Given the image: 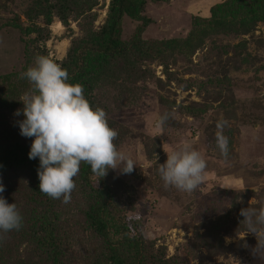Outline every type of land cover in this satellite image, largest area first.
I'll return each instance as SVG.
<instances>
[{"label": "rangeland", "instance_id": "rangeland-1", "mask_svg": "<svg viewBox=\"0 0 264 264\" xmlns=\"http://www.w3.org/2000/svg\"><path fill=\"white\" fill-rule=\"evenodd\" d=\"M71 1L49 0L53 7L47 22L45 13H32L27 19L32 0H0V97L19 98L18 108L0 113V129L19 128L23 117L15 112L22 109L20 99L30 89L20 73L32 65L35 56L45 55L60 65L72 40L88 42L104 25L110 0ZM223 1L147 0L141 11L148 20L142 37L153 43L182 39L194 17L209 16L210 7ZM137 24L141 22L123 17V40L132 37ZM140 65L141 72L115 82L110 78L113 84L101 85L98 93L101 102H108L105 113L117 132V150L136 163L131 173L109 169L105 175L115 195L117 206L112 210L121 211L143 240L163 247L166 257H183L188 247L199 245L197 235L207 230L210 221L223 215L234 217L236 206L254 207L264 201V21L246 34L205 37L190 55L173 54L163 64L145 61ZM188 108L201 112L191 115ZM164 112L170 118L158 129L154 120ZM219 120L227 122L226 160L215 147ZM21 139L31 144L32 138ZM184 141L207 162L204 181L192 193L165 188L156 171L157 164L166 160V152ZM78 176L61 218L82 201L83 181ZM0 183L4 185L0 195L15 203L23 218L19 230L0 233V264H45L35 254L27 258L23 252L34 244L31 226L42 207L40 195L28 188L29 177L21 168L0 174ZM223 230L219 231L220 245H200L187 264H260L251 254L254 234L238 239L243 230ZM63 232L65 259L79 264L82 250L93 240L89 234L81 236L83 231H71L68 223ZM226 238L231 239L226 243Z\"/></svg>", "mask_w": 264, "mask_h": 264}, {"label": "trees", "instance_id": "trees-1", "mask_svg": "<svg viewBox=\"0 0 264 264\" xmlns=\"http://www.w3.org/2000/svg\"><path fill=\"white\" fill-rule=\"evenodd\" d=\"M147 0H110L107 18L102 28L93 34L88 42L72 40L65 59L60 65L66 69L70 83H78L83 87V94L92 107H99L106 112L108 102H101L98 96L101 85L113 84L111 79L125 78L141 72V62L158 61L165 63L173 54L187 56L192 54L205 37L227 33H249L258 21H264V0H224L210 7L207 17H194L193 26L187 35L180 38H168L153 43L142 37L144 25L148 20L141 14ZM158 2L160 0H150ZM59 3L71 0H58ZM32 8L25 14L27 19L32 13H45V20L50 21L49 11L53 7L49 0H32ZM128 17L137 20L133 35L128 40L122 38V19ZM21 29V25H15ZM29 30L25 28V32ZM111 78V79H110ZM113 95V91L110 96ZM98 96V98H97ZM19 98L0 97V113L5 109L19 107ZM201 110L187 109V113L196 115ZM114 128V125H110ZM115 129V128H114ZM30 144L19 134V128L0 129V174H8L10 168H21L29 177L28 188L35 192L42 202L37 218L31 226L34 244L23 252L36 255L45 264H70L65 259L62 246L63 226L69 224L71 231H83L92 238L91 245L82 250L79 264H187L188 260L200 245L221 244L219 231L232 229L242 231L240 208L234 217L219 216L210 221L207 230L200 235L199 245H191L185 250V256L172 255L166 257L163 247H156L153 241H145L127 224L125 215L115 208L116 200L113 189L106 176L98 178L91 172L90 166L80 164L79 178L83 181L81 202L61 218L65 212L64 203L54 200L39 191L37 168L38 159H29ZM85 187V189H84ZM83 198V199H82ZM59 209V210H58ZM64 241V240H63ZM220 241V243H219ZM79 243V242H78ZM80 244V243H79ZM188 246V245H187ZM80 247L77 246L76 249ZM67 250V248L65 249Z\"/></svg>", "mask_w": 264, "mask_h": 264}, {"label": "clouds", "instance_id": "clouds-1", "mask_svg": "<svg viewBox=\"0 0 264 264\" xmlns=\"http://www.w3.org/2000/svg\"><path fill=\"white\" fill-rule=\"evenodd\" d=\"M68 76L67 70L49 57L36 55L32 65L20 73L30 89L20 99L22 109L15 112L23 117L18 121L19 134L32 138L28 158L39 161V191L64 204L71 200L81 163L88 164L98 178L104 177L109 169L131 173L136 165L128 154L117 150L114 144L117 132L109 126L104 110L92 107L83 94V87L70 83ZM169 118L168 112L161 113L155 118L154 126L162 128ZM226 126V121H217L215 133V147L225 160L229 154V140L224 134ZM166 153V160L157 164L156 169L164 187L184 193L196 191L205 178L204 155L187 141ZM3 192L4 185L0 183V194ZM240 215L244 235L237 238L254 234L256 244L251 254L264 264V201L241 208ZM22 219L17 205L8 203L0 195V233L19 230ZM230 239L226 238V243ZM244 246L248 247L246 243Z\"/></svg>", "mask_w": 264, "mask_h": 264}]
</instances>
